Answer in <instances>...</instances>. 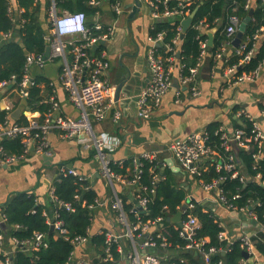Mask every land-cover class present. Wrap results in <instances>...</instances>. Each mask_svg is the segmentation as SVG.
I'll return each instance as SVG.
<instances>
[{
    "label": "built area",
    "instance_id": "built-area-1",
    "mask_svg": "<svg viewBox=\"0 0 264 264\" xmlns=\"http://www.w3.org/2000/svg\"><path fill=\"white\" fill-rule=\"evenodd\" d=\"M100 0H90V7L98 6ZM170 0H145V5L150 11L152 20L170 19L175 16L180 18V26L177 35L172 40V45L166 44V50L169 55L162 57L157 52V46L163 44L164 34L158 33L155 37L148 36L149 43L147 68L149 81L147 86L136 96L134 103L136 106V116L142 120H148L153 113L160 107L163 98L171 91L179 102L181 97V87L189 90L192 96H198L199 91L195 85L198 68L201 59L206 54L209 46L208 40L200 43V55L195 67L191 68L189 75L181 76L178 73L177 83L179 89L173 87V70L176 68V58L178 54V46L182 33L181 22L186 19L190 12L186 10L192 0H180L178 5L173 8L168 7ZM252 0H245L244 8L250 10ZM160 6L162 7L160 9ZM111 8L116 15L123 13L122 0H113ZM15 5H9L7 12L11 20H13V11ZM47 21L49 26L48 33L44 36V40L50 48L48 59L59 58L62 62L61 73L59 77L62 88L67 92L70 102L79 110V117L76 119L57 115V103L54 98L51 99L50 110L38 118H28L25 124L13 122L9 124L6 120L0 123V141L5 138L20 137L23 143V153L20 155H7L0 145V167L20 162L30 148L38 155L52 156V151L48 142V133L52 130L60 132L62 138L66 140H78L83 142L87 147H92L95 152V158L100 162L99 173L106 179L107 184L112 190V199L109 203L110 209L117 214L119 222L123 225L122 233L117 234L105 231V247L103 254L97 253L93 258L82 257V259H74V255L78 251H86L90 245L91 227L86 229L85 235H78L72 238L68 237V231L64 226V222L60 219L58 209H64L73 212V208L69 203L59 201L54 195V187L52 186L49 199L54 209L50 215L43 212L47 226L53 228L55 237H63L69 240L73 246L66 264H117L119 260L126 264H175L174 259L184 262L179 256L178 258L168 257L164 253L169 250L170 244L164 235L162 221L164 217L158 216L153 220L142 222L138 214L146 213L150 199L146 193L154 194V189L148 190L146 186H141L139 181L143 174V164H152V171L159 170L153 178V184L162 180L160 170L165 167L177 166L183 167L191 177L200 176L205 168L206 162L212 166L214 171L219 174L217 179L204 183L196 181L197 185L206 193L211 195L213 202L222 210L233 213L235 216L250 219L254 225V229L242 231L237 236H230L226 227L218 220V225L223 229L218 234L219 241H225L226 248L206 246L209 242L208 238H196L197 230L200 223L193 214L195 206H200L195 201H187V207L183 211L181 226L171 224L177 231L178 236L186 240L183 247L184 252L190 251L196 254V258L202 264H225L223 256L227 250L234 244L239 243L242 248V257L238 264H264V258L256 253L254 238L259 234H264V200L255 201L248 200L244 204H239L242 200V192L240 189L228 197L227 192L223 189L222 184L228 180H235L241 184L242 189L247 186L248 182H254L264 189V178L259 172L249 178L246 174V165L243 163L240 155L246 153L251 156L253 161L252 170L258 168V163L264 159V105L260 108L262 121L259 122L245 109L236 110V118L240 121L245 119L250 128H228L220 125L215 131V135L219 137V149L216 145L207 143L206 132H195L188 135L185 139H175L163 149V153L167 157H160V153L156 151H144L137 156L131 158L132 168L131 176H123L114 173L110 164V154L114 152L120 144V140L115 135L97 134L92 127L93 122H100L108 115L111 104H107L111 88L108 85L105 76L109 68V62L103 56L92 54L91 48L97 46L100 42H106L112 35L111 28H103L101 25L95 24L93 27L86 25V16L83 12H69L66 10L58 11L55 7L54 0L47 12ZM22 23V20L20 24ZM241 20L235 14L227 16L226 26L224 27L225 41L221 45L219 52L215 55V60L220 61L224 58L225 45H230ZM196 29H203L210 32L212 29L202 22L194 26ZM96 34H93L92 31ZM14 31V30H13ZM9 31L1 34L0 43L13 40L14 33ZM264 34V29L260 28L255 32L252 39L258 40ZM247 48V42H240L235 48V54L241 55ZM253 55V48L248 50L238 63V66L248 62ZM45 55L43 54H27L24 72L21 81L15 88L16 94L21 99H26L29 90L34 86V80L29 74V66L32 64L43 67L45 64ZM261 65L253 72L243 73L235 77L237 66H228L224 69L222 75L228 83L232 85L242 83H252L258 76ZM14 76L8 81L0 83V89H4L15 83ZM112 121L119 123L122 118V112L119 108H113L111 112ZM235 148L237 152H235ZM114 163V162H113ZM121 165L123 162H117ZM72 176L80 181H86L77 170L72 167L61 164L57 169V179L60 176ZM87 182V181H86ZM122 188L137 187V192L131 199L134 205L132 212L136 214V222L131 224L128 222L127 215L123 209V202L115 191V186ZM79 196L75 195L74 200H79ZM108 205L106 201L95 198L92 203L87 205V209L91 212L90 220L92 222V214L95 209ZM202 211L210 213L211 209L200 206ZM166 210V207L163 208ZM255 209H259L262 214L261 221ZM34 212V211H32ZM187 213V215H186ZM212 213V211H211ZM186 215V219L184 216ZM214 215V214H213ZM0 223H5L2 215ZM6 224V223H5ZM91 226V225H90ZM0 264H12L11 255L18 247L23 253L38 251L48 247V239L45 233L35 232L31 239L19 242L15 238H10L11 249L4 247V232L0 229ZM102 233V231L98 232ZM113 245H116V251L119 259L114 260L111 252ZM243 253H247L248 257L244 258ZM213 257H217L213 261Z\"/></svg>",
    "mask_w": 264,
    "mask_h": 264
},
{
    "label": "crops",
    "instance_id": "crops-1",
    "mask_svg": "<svg viewBox=\"0 0 264 264\" xmlns=\"http://www.w3.org/2000/svg\"><path fill=\"white\" fill-rule=\"evenodd\" d=\"M9 1L10 5L16 6L15 0ZM51 1L35 0V3L40 5V21L46 34L49 31L47 11ZM136 2L139 5L135 9ZM111 3V0H100L95 7L97 8L95 15L86 18V25L93 27L97 24L113 30V35L104 45L92 47L91 52L96 56H103L109 62L105 79L111 92L106 103L111 104V108L104 120L92 121V127L97 134L115 135L119 138V146L110 154L114 163L131 160L144 151H156L160 153V157H167L163 153L166 144L175 139H185L191 133L206 132L211 124L236 128L237 124L241 123L235 114L239 108L245 109L259 122L262 121L259 106L264 102V61L261 64L259 76L254 82L232 85L222 75L225 69L222 67V60L211 66V55L208 50L201 59L196 75L195 85L199 95L192 96L187 88L181 87L183 93L177 102L171 90L150 119H139L136 116L134 99L149 81L147 59L150 46L147 38L154 21L145 5V0H122L121 15L113 12ZM133 10L134 14H132ZM12 18L15 24L19 20L18 16ZM262 40L264 41V34L260 38V41ZM233 50L235 48L231 44L225 45L224 58ZM61 67L62 62L59 58L47 59L41 68L35 64L30 65L29 74L33 80L41 79L38 86L43 103L50 104L51 99L54 98L58 106L57 115L76 119L79 117V110L70 102L67 92L59 81ZM178 73L179 70L175 68L173 79L176 81ZM119 85L122 86L117 98L116 90ZM113 108H119L122 112L119 123L112 121ZM0 111L6 112L5 120L9 124L18 118L24 117L27 120L41 116L38 111H29L24 99L19 98L12 87L0 89ZM17 111H19V117L14 118L13 114ZM48 142L52 151L50 163L45 164L42 154L38 155L34 149L30 148L20 162L0 167V220L3 206L15 195L21 193L33 195L37 204L44 206L50 215L54 205L50 202L49 193L57 179L58 166L64 164L84 176L97 194V198L108 204L94 210L90 233L93 235L102 230L122 233L124 227L109 206L113 196L112 190L106 179L99 173L100 162L95 158L93 148L87 147L76 139L66 140L57 130L48 133ZM166 168L176 174V181L186 191V199L182 205H187V201L190 200L211 209L214 216L226 227L230 236H237L242 231L254 229L250 219L239 218L218 207L211 195L206 194L197 185L186 169L175 164L174 167L161 169L160 174ZM118 189L125 193L129 201L137 192L136 186L122 188L116 185V193ZM4 247L7 250L11 249L9 239L5 238ZM164 254L176 258L180 251L168 250ZM96 255L94 247L88 245L86 251L76 252L74 259L93 258ZM121 262L124 261L119 260L117 264Z\"/></svg>",
    "mask_w": 264,
    "mask_h": 264
},
{
    "label": "trees",
    "instance_id": "trees-1",
    "mask_svg": "<svg viewBox=\"0 0 264 264\" xmlns=\"http://www.w3.org/2000/svg\"><path fill=\"white\" fill-rule=\"evenodd\" d=\"M90 0H54L55 7L58 11L69 12H83L87 17L94 16L97 8L90 7L88 2ZM99 1V0H97ZM113 2V0H111ZM180 0H170L168 3L169 8L176 7ZM16 9L13 11V16H18V22L15 24L7 9L10 5L9 0H0V36L1 34L13 31V40L4 41L0 43V83L8 81L12 76L16 81L12 85L15 89L21 81L25 63V51L29 54H44L47 44L44 40L46 31L40 21V5L35 3V0H15ZM245 0H192V3L187 6L186 10L190 13L197 8L195 17L191 26L180 38L178 46L179 58H176V69L179 70L181 76L189 75L191 68L195 67L200 55V43L208 40V33L203 29H196L194 26L202 22L208 25L210 29H216L213 36L212 46L208 48L211 55V66L216 64L215 55L219 52L222 43L225 41L224 27L226 26V19L228 15L235 14L243 22L248 19L242 43L247 42L246 50L241 54H235V50L222 60V67L237 66L235 77L243 73L253 72L264 61V41L253 40L252 37L260 28L264 29V0H252L251 8L252 15L248 16L250 10L244 8ZM162 7L160 6V9ZM22 10V12H20ZM20 12V13H19ZM18 13V14H17ZM22 20V23L20 24ZM180 26V18L175 16L170 19H160L155 21L149 31V36L155 37L158 33L164 34L163 44L157 46V52L162 57L169 55L166 50V44L172 45L173 38L177 35L178 27ZM93 34L96 32L93 30ZM253 48V55L250 60L241 66H238L244 54ZM92 50V49H91ZM41 79L34 80V86L29 90L28 97L24 99L26 107L29 111H38L41 118L47 113L51 105L42 102V96L38 84ZM183 93V92H182ZM264 102L260 104L262 108ZM6 112L0 111V123L5 121ZM16 123L25 124L24 117L15 120ZM220 124H211L207 127V143L215 144L216 150L219 153L220 140L215 135V131ZM238 127L250 128L248 122L243 119L241 123L237 124ZM3 151L7 155H20L23 153V143L20 137L5 138L0 141ZM243 163L246 165V174L251 179L257 173H261L264 178V159L258 163V168L252 170L253 161L250 155L241 153L240 155ZM210 161L204 165L207 171H202L200 176L193 177L195 181H202L204 183L211 182L217 179L219 174L214 171L209 164ZM143 174L139 181L141 186H146L148 190L154 189V194L148 192L147 197L150 199L147 206L146 213L138 214L142 222L153 220L158 216L164 217L162 221L164 235L167 242L170 244L169 250L180 251L179 257L184 260L180 262L177 259L173 261L175 264H202L200 260L196 259L193 254L188 251L184 252L183 247L186 240L178 236L174 227L167 222V218L174 216L182 206L183 201L186 199V191L180 187L176 181V174L170 169L166 168L161 174L162 180L159 183L153 184V178L158 174L159 170L152 171V164H143ZM111 170L123 176H131L132 163L131 160L124 161L121 165L118 163L110 164ZM54 195L56 198L63 202L71 204L73 212H68L64 209H58L60 219L64 222V226L68 231V237L72 238L78 235H85L86 229L91 225V212L87 209V205L97 198V194L90 187L89 182L80 181L70 175L60 176L55 180ZM223 189L230 197L235 190L240 189L242 192V200L239 204H244L248 200H264V189L254 182H248L247 186L242 189L241 184L235 180H226L222 184ZM117 191V189H116ZM78 195L79 200H74V196ZM117 195L123 202V209L127 215L128 222L133 224L136 222V214L132 212L134 205L127 199L125 193L119 189ZM166 207V210L163 208ZM34 211V212H32ZM47 209L44 206L37 204L35 197L26 193L15 195L5 206L2 208V215L5 218L7 226L4 236L6 239L15 238L19 242L31 239L35 232L45 233L48 239V247L38 251H31L22 253L19 249L11 255L12 264H66L68 258L73 251V246L69 240L63 237H55L54 234H49V227L45 222L43 212ZM258 218L261 221L262 214L259 209H255ZM193 214L197 217L200 223V228L197 230L196 238H208L209 242L206 246L226 248L225 241H219L218 234L223 230L218 225V220L213 213H205L200 206H195ZM187 215V213H186ZM186 215L184 219H186ZM1 233V231H0ZM105 230L102 233H96L90 236V245L94 247L97 253L103 254L105 247ZM256 253L264 258V234L259 233L255 238ZM111 252L114 260L119 259V254L116 251V245H113ZM242 257V248L239 243H234L223 259L225 264H238ZM178 258V257H177ZM217 257H213L216 261Z\"/></svg>",
    "mask_w": 264,
    "mask_h": 264
},
{
    "label": "water",
    "instance_id": "water-1",
    "mask_svg": "<svg viewBox=\"0 0 264 264\" xmlns=\"http://www.w3.org/2000/svg\"><path fill=\"white\" fill-rule=\"evenodd\" d=\"M137 5H139V4L136 2V6L134 7L135 9H136ZM196 11H197V8H196L195 10H193V11L190 13V15H189L186 19L182 20V22H181V27H182L181 37H182L183 34L187 31V29L191 26L192 21H193V19H194V17H195ZM132 14H134V10H133V13H132ZM132 14H131V15H132ZM251 15H252V10H250L249 13H248V16H249V17H251ZM247 23H248V19L244 20V21L240 24V26H239V28H238V31H237V33L235 34V36H234V38H233V40H232V42H231V45H232L234 48H237L238 45L240 44V42H241V40H242V38H243L244 31H245V28H246ZM215 32H216V29H212L210 32H207V33H208V36H209V40H208V46H209V47L212 46V43H213V36H214V33H215ZM104 43H105V42H100L99 45H100V46H101V45H104ZM99 45H97V46H93V47L95 48V47H98ZM27 54H28V52L25 51V55H27ZM49 54H50V48H49V46H47L46 49H45V53H44V55H45V60L48 59ZM179 56H180V55H179V53H178V54H177V58H179ZM121 86H122V85H119L118 89L116 90V97H117V98H118V96L120 95ZM9 87H11V86H8V87H6V88H9ZM173 87H174L175 89H179V85H178V83H177L176 80H174V82H173ZM6 88H4V89H6ZM13 117H14V118H18V117H19V111L15 112V113L13 114ZM235 152H237L236 148H235ZM42 159L44 160V163H45V164H48V163H50V162L52 161V158H51V157H48V156H45V155H42ZM186 207H187V206H186L185 204L182 205L181 208H180V210H179L174 216H172L171 218H167V222H170L171 224H176L178 227H180V226H181V222H182V217H183V211H185ZM0 229L5 233V232H6V229H7L6 224H5V223H0ZM48 233H49V234H52V233H53V228H52V227L49 228V232H48ZM192 254H193L194 256H196L195 253H192ZM243 256H244V258H247V257H248L247 253H243ZM196 257H197V256H196Z\"/></svg>",
    "mask_w": 264,
    "mask_h": 264
},
{
    "label": "rangeland",
    "instance_id": "rangeland-1",
    "mask_svg": "<svg viewBox=\"0 0 264 264\" xmlns=\"http://www.w3.org/2000/svg\"><path fill=\"white\" fill-rule=\"evenodd\" d=\"M48 12V11H47ZM120 264H125V262H121Z\"/></svg>",
    "mask_w": 264,
    "mask_h": 264
}]
</instances>
